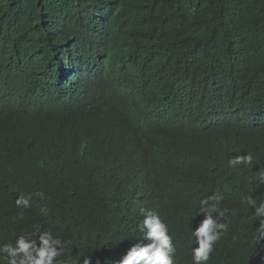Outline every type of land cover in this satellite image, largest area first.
Returning <instances> with one entry per match:
<instances>
[{"label":"trees","instance_id":"16d2710c","mask_svg":"<svg viewBox=\"0 0 264 264\" xmlns=\"http://www.w3.org/2000/svg\"><path fill=\"white\" fill-rule=\"evenodd\" d=\"M261 171L264 0H0V246L39 228L65 264H113L143 208L192 264L222 196L208 264H264Z\"/></svg>","mask_w":264,"mask_h":264},{"label":"clouds","instance_id":"9594fccd","mask_svg":"<svg viewBox=\"0 0 264 264\" xmlns=\"http://www.w3.org/2000/svg\"><path fill=\"white\" fill-rule=\"evenodd\" d=\"M252 159V154L248 153L236 156L230 163L233 166L251 165ZM256 179L264 182V171L259 172ZM35 195L43 198L44 194L37 192ZM221 199L222 196H211L201 201L202 206L199 211L205 218L200 221L198 227L192 229L195 245H198L191 249L192 264H208L217 241L227 229V224L220 223L217 216L213 215V213H217L219 217L224 215L217 208ZM247 203L250 209L255 208L253 216L259 221L255 239L264 240V200L258 202L248 197ZM16 205L23 208L31 207V197L19 196L16 199ZM140 212L144 218L137 227L142 234V239L133 243L113 264H175V247L167 225L159 214L153 211L142 208ZM66 246L67 242L54 236L51 231H41L37 228L35 233L21 234L14 243L0 246V258H4L7 264H65L61 258ZM78 264H93L91 256L80 254ZM96 264H100V261L97 260Z\"/></svg>","mask_w":264,"mask_h":264}]
</instances>
